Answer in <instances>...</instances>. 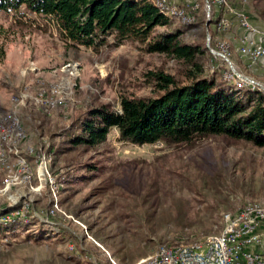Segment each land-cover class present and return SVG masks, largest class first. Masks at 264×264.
<instances>
[{"label": "rangeland", "instance_id": "rangeland-1", "mask_svg": "<svg viewBox=\"0 0 264 264\" xmlns=\"http://www.w3.org/2000/svg\"><path fill=\"white\" fill-rule=\"evenodd\" d=\"M174 1L189 15L204 4ZM258 20L253 22L264 30ZM223 35L216 40L228 34ZM229 41V59L207 52L206 70L221 69L223 77L234 71L264 90V72L248 67ZM111 42L107 37L98 48L73 46L50 20L23 6L0 10V116L17 108L26 134L23 152L27 145L34 152H50L56 135L89 105L107 101L118 107L120 93L150 94L148 71H176L172 60L146 52L136 40ZM52 86L56 93L49 91ZM40 89L54 101L48 112L34 103ZM23 94L14 106L13 98ZM87 162L97 168L81 169ZM68 166H79L72 173H90L91 180L60 182L53 195L46 183L33 191V177L0 192V207L25 201L23 207L32 211L25 225L0 234V264H140L163 244L218 233L224 213L247 203L264 206V147L218 135L191 145H136L119 140L111 128L99 146L61 154L56 164L49 163L52 174ZM51 205L57 210L48 213Z\"/></svg>", "mask_w": 264, "mask_h": 264}, {"label": "trees", "instance_id": "trees-1", "mask_svg": "<svg viewBox=\"0 0 264 264\" xmlns=\"http://www.w3.org/2000/svg\"><path fill=\"white\" fill-rule=\"evenodd\" d=\"M228 2L246 13L254 25L258 19L264 23V0ZM202 5L193 11V21L184 23L161 13L153 0H0L1 11H17L23 6L47 18L60 37L73 46L98 48L107 37L116 46L132 39L146 52L164 55L176 65L174 73L162 68L146 73V80L152 84L150 94L123 92L118 107L104 101L74 115L70 126L49 146L50 165L56 164L61 154L106 142L111 128L117 130L119 140L136 145L156 141L171 146L191 145L203 137L218 135L264 147V90L237 85L225 79L221 69L206 70L207 60L211 59L206 36H210L211 47L217 38L224 37L217 29L223 8L217 14L211 5L207 19ZM38 106L45 112L44 105ZM79 166L87 171L97 168L93 162ZM79 166L53 172L57 188L60 182L91 180L90 173H72ZM24 202L0 207V234L25 225L32 211L23 207Z\"/></svg>", "mask_w": 264, "mask_h": 264}, {"label": "built area", "instance_id": "built-area-1", "mask_svg": "<svg viewBox=\"0 0 264 264\" xmlns=\"http://www.w3.org/2000/svg\"><path fill=\"white\" fill-rule=\"evenodd\" d=\"M153 2L166 16L177 17L184 23L194 19V15H189L174 0H153ZM203 2L207 19L211 5L216 8L217 14L220 12L219 9L223 8L217 29L227 34L233 32L238 55L246 61L248 67H256L264 72V30L251 23L248 15L231 6L228 0H203ZM191 8L195 9L196 5ZM233 26L240 29L238 35L234 34ZM226 38L216 40L212 47L209 36L207 38L209 51L224 60L229 59L230 51V37L227 35ZM232 72L226 73L224 78L234 81L237 85H249L252 88L258 86L257 82ZM49 91L52 94L56 93L54 86ZM25 96L24 94L15 96L14 106L22 102ZM34 103L44 105L46 112L54 105L52 97L44 94L43 89H40L34 97ZM25 140L26 134L17 108L12 107L0 116V165L5 172V177L0 178V192L11 184L31 183L34 177L35 183L30 185L33 191H40L43 183H46L49 191L55 195L58 189L49 167L51 154L44 151L34 152L30 145H27L23 152L20 145ZM27 152L33 159L28 157ZM53 201L54 199L51 202ZM55 209L51 205L48 213H53ZM222 219L223 226L218 233L193 242L163 244L140 264H264V206L247 203L233 213H224ZM41 220L49 223L47 219Z\"/></svg>", "mask_w": 264, "mask_h": 264}, {"label": "crops", "instance_id": "crops-1", "mask_svg": "<svg viewBox=\"0 0 264 264\" xmlns=\"http://www.w3.org/2000/svg\"><path fill=\"white\" fill-rule=\"evenodd\" d=\"M261 29V28H260ZM240 30V29H239ZM238 27H236V29H234L233 31H234V34H236V35H238ZM233 33V32H232ZM232 33H230V34H228V36L230 37V40L232 41V42H234V46H236V39L232 36Z\"/></svg>", "mask_w": 264, "mask_h": 264}]
</instances>
